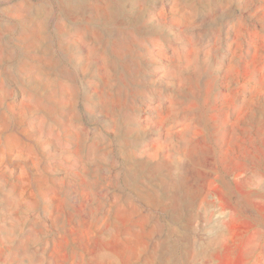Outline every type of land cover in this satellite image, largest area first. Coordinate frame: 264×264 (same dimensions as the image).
<instances>
[{"label":"rangeland","instance_id":"1","mask_svg":"<svg viewBox=\"0 0 264 264\" xmlns=\"http://www.w3.org/2000/svg\"><path fill=\"white\" fill-rule=\"evenodd\" d=\"M0 264H264V0H0Z\"/></svg>","mask_w":264,"mask_h":264},{"label":"crops","instance_id":"2","mask_svg":"<svg viewBox=\"0 0 264 264\" xmlns=\"http://www.w3.org/2000/svg\"><path fill=\"white\" fill-rule=\"evenodd\" d=\"M245 257V259L247 258H249V259H251L252 258V260L253 261H257V256H244Z\"/></svg>","mask_w":264,"mask_h":264}]
</instances>
